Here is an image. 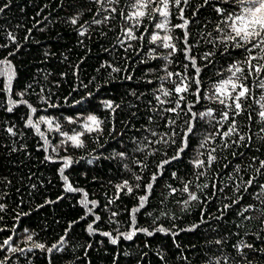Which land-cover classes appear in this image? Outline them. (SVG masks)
Masks as SVG:
<instances>
[{
    "label": "trees",
    "instance_id": "trees-1",
    "mask_svg": "<svg viewBox=\"0 0 264 264\" xmlns=\"http://www.w3.org/2000/svg\"><path fill=\"white\" fill-rule=\"evenodd\" d=\"M202 2L203 0H191L186 15L191 16V12ZM131 3L132 0H119L117 5L106 4L105 7H116L117 13L114 18L97 25L93 23V17L101 19L108 13L96 15L98 5L93 0H0V7L8 5L0 13V45H7L0 47V60L7 58L16 72L12 83V99L19 100L17 93L25 92L23 99L38 110L33 119L39 116L54 118L60 123L61 132L69 135L73 134V130L83 131L81 125L89 114H95L104 121L103 133H86L82 137L85 142L83 148L72 147L70 143L62 144L65 138L60 133L49 132L47 126L41 124L51 145L58 146L59 155L49 148L47 154L57 161L50 163L44 159L46 153L42 150L43 142L40 137L33 129L25 127L29 115L27 106L20 104L13 112H7L8 96L5 91L0 90V205H4V209L0 211V261L3 264H209L213 261L214 264V258L227 256L229 264H247L233 247L242 239L259 249H244L248 260L253 264H264V224L257 218L264 211V197L254 198L255 193L264 191L260 188L264 184V169L260 173L256 171L259 161L264 160V131H261L264 125L253 121L249 130L245 126L248 124L247 112L237 117V120L244 122L241 131L252 137L248 146H244L248 143L246 139L240 146L232 144L231 147L224 148L217 136L214 143L201 149L198 145L202 136L194 135L190 137L182 159L167 165L164 174L156 181L150 203L137 214V226L150 231L163 226L172 232H179L175 237L159 232L152 237L138 233L132 241L121 238L117 245H112L106 237L89 235L86 231L88 224L94 220V215L87 214V210L82 207V193L64 190L65 184L58 169L62 166L61 157H70L73 163L65 170L64 175L73 187L86 191L90 201L98 202L94 214L99 215L101 220L94 227L101 232L112 231L116 236L118 232L113 230L117 227L119 232L129 230V211L138 205V198L145 194L144 185L156 171V164L174 154L176 145H150L146 152H151L153 148L161 150L152 156H146V152L133 151L136 147L133 138L141 144L145 143V136L152 140L159 138L151 136L149 131H145L146 128L161 134L170 132V128L165 127L160 112L153 113L151 110L163 107L154 98L159 93H154L153 90L161 84L158 77L166 75L161 69L167 63L163 57L170 50L149 44L147 38L143 42L131 41L133 47H128L129 42L122 28L134 22H126L119 12L122 10L127 14L132 10ZM76 16H79V22L72 25L70 20ZM219 19L214 10L206 6L197 13L196 20L189 28L193 34L191 42L200 41L193 48L192 55L196 56L198 65L203 68L202 91H208L214 82L227 78L230 75L225 71L228 65L233 60L242 59L239 50L226 49L219 42L215 46L205 43V40L219 35L215 31ZM171 22L181 23L175 15ZM153 24L154 21L149 23L145 20L136 35L144 33L143 25H147L148 33H151L154 31ZM81 25L87 29L84 36H80L77 31ZM201 32H211L212 36L205 35L204 39H200ZM9 33L15 37V42L8 38ZM148 33H144L146 37ZM172 35L183 38V32L179 29ZM122 40L125 41L123 45ZM178 47L183 45L178 44ZM125 48L128 50L125 51ZM153 48L156 49L155 52H150ZM206 51L215 52L209 58L210 63L201 59ZM150 56L159 58L150 59ZM170 59L175 62L169 66V71L184 72L183 64L187 61L184 60L183 53H177ZM142 60L146 62L142 63ZM206 63L208 66L203 67ZM102 64L105 67H101ZM107 64L118 67L121 71L112 72ZM218 71L223 72V75H217ZM129 75L131 80L127 79ZM188 75H194L190 65ZM148 80L153 83H147ZM247 83L252 85V79ZM4 85L5 78L0 77V89ZM28 85L32 87L29 88ZM172 86L165 82V87ZM41 88L44 89L43 93ZM41 95L50 97V103L58 106L48 107L41 101ZM258 96L257 92V99ZM188 100L194 101V97L189 95ZM102 101H112L120 107L115 113H111L104 108ZM247 103L252 105L248 111L255 117L258 104L252 100ZM221 107L218 103L205 100L193 110L203 112L212 108L217 110L218 116ZM78 116L80 119L76 124H69L65 119H75ZM149 116L154 117L151 124L148 122ZM187 119L188 116H183L179 123L182 124ZM13 126L17 132L15 137L5 131V128ZM226 127L227 125L221 131ZM196 129L205 134L215 131L203 120L196 122ZM176 139L178 145L179 137ZM212 147L217 149L213 153L217 160L211 168L206 169L205 175L197 178L196 173L201 169H195L192 161L198 151L205 153L200 158L207 161L208 149ZM165 151L167 157L163 154ZM117 152H126L128 158H112ZM233 152L236 153L235 156ZM253 157L259 159L253 163ZM134 160L146 164L147 168L141 170ZM124 164L129 168L125 169ZM237 165L239 172H236ZM172 172L177 173V178L172 177ZM136 175H140L142 179L137 181ZM250 177L256 179L253 186L245 192L242 181H247ZM124 180H128L133 186L139 183L141 187H134L130 195L119 193V198L109 204L108 201L117 196L116 185ZM187 181H191L190 191L195 192L202 203L192 202L188 211H181V206L176 201L187 199V194L177 191L175 195H169L167 185L182 189ZM204 184L208 187L203 188ZM213 184L216 185L215 189ZM237 184L241 185L239 191L236 189ZM238 197L243 199L233 204ZM162 200L164 204H161ZM226 204L231 205L227 210L224 209ZM250 204L254 208L244 213V216H251L253 219L245 220L237 213ZM161 208L169 211V215L161 216ZM112 212L118 213L113 219L119 221V225L109 222ZM149 212L152 215H147ZM202 213L204 222L201 220ZM154 216H159L156 223H153ZM173 216L176 218L173 219ZM193 225L199 227L195 231H181ZM66 233L67 243L63 251L48 253L33 247L34 243H44L46 247H51ZM29 235L33 237L32 241L27 240ZM8 238H11L9 245H3V241ZM217 239L222 243L217 245ZM10 248H16L17 251L12 252ZM29 248L32 251H28Z\"/></svg>",
    "mask_w": 264,
    "mask_h": 264
},
{
    "label": "snow or ice",
    "instance_id": "snow-or-ice-1",
    "mask_svg": "<svg viewBox=\"0 0 264 264\" xmlns=\"http://www.w3.org/2000/svg\"><path fill=\"white\" fill-rule=\"evenodd\" d=\"M95 4L98 5L96 15H100L101 12H106L108 15L102 16L101 19H96L93 17L94 24H102L110 19L114 18V15L117 13L116 7H105V5H117L119 4V0H93ZM191 5V0H132L130 5L131 11L125 14L122 10L119 12V15L125 19V21L134 22L128 27L122 28V32L124 36L127 38L128 47H133L130 43L131 41H145L147 38V42L149 44L157 45V47H162L165 50H170L167 52V55L163 58L166 60V64L162 67V71L166 73L165 76L158 77L161 81V84L158 88L154 89V93L158 92L159 95H154L155 100L159 103V105L163 106L159 109L152 108L153 113L157 111L161 114V119L165 121V127L170 128L169 133H157L154 130L146 128L145 131H149L151 136L159 137L156 140L149 139L148 136L143 138L145 143H137L135 138H133V143L136 144V147L133 149L134 152H146V149L150 145L163 144L166 147L170 145H176L174 154L170 157H167V152L165 151L163 154L167 157L159 161L156 164V171L152 173L150 180L144 185L145 194L140 196L139 203L137 206L133 207L129 211L130 218V226L127 232H119V229H114L113 231L118 232V235L114 236L112 231L101 232L98 228H95L94 225L101 220L99 215L94 214V209L98 206L97 201H90L88 199V193L82 189H77L73 187V185L69 182L68 177L64 175V172L67 168L71 166L73 163L70 157H61L62 166L58 169L60 176L62 177L65 184V191L69 193L80 192L82 193V199L80 201L82 207L87 210V214L94 215V220L88 224L86 231L89 235H101L106 237L110 244L117 245L121 238L127 241H132L134 237L138 233H143L148 237H152L156 234V232L162 233L164 235H172L175 237L179 235V232H172L171 229H166L163 226H159L156 229L150 231L147 228L138 227L137 226V214L141 213V210L146 209L147 205L150 203V196L152 195L154 185L160 176L164 174L166 170V166L170 165L174 161H179L182 159V154L186 151L189 146V139L194 135H201L202 139L199 141L198 147L201 149L207 148V145L215 142V138L220 137L222 146L224 148L231 147L232 144L240 146L242 142L246 144L244 146H248L251 143L252 137L246 136L245 133L241 131V125L244 123L243 121H238L237 117L243 116L246 112L248 124L246 127L251 130V126L253 121L264 125V0H203V2L195 7V9L191 12V16L186 15V9ZM219 5H225L219 6ZM8 5L5 4L4 7H0V13H3L5 8ZM210 7L214 10L215 14L220 18L216 23L215 31L219 34L217 37L212 38L211 40H205V43H212L213 46L217 42L225 45V48H231L233 51L239 50L242 59L233 60L228 67L225 69L230 75L222 79L220 81L214 82L212 88L208 91H202V76L201 73L203 68L198 65L197 58L195 55H192L193 48L197 47L200 43L199 40H196L195 43L191 42L193 34L189 31L190 25L196 20L197 13L200 12L202 8ZM174 10H176L174 12ZM91 11V9H89ZM175 15V18L180 20L181 23L173 24L171 22V18ZM147 20L149 23L153 24L154 31L148 33L147 25L144 26V33H148L147 37L144 33L137 36L136 32L140 30L143 22ZM79 22V16L73 17L70 20L72 25H77ZM199 23V21H196ZM181 30L183 32V38L181 39L179 36H174L172 33L175 30ZM80 36H84L87 32V29L84 25L80 26V29L77 30ZM165 33L161 35L160 33ZM200 39H204L205 35L211 37L212 33H203L200 34ZM13 42H15V37L9 33L8 36ZM125 41H121L123 45ZM178 44H182L183 47H178ZM7 45H0V47H6ZM128 48H125L127 51ZM156 49H150V52H155ZM177 53H183L184 60L187 63L183 64L184 72H174L169 71L168 68L175 61L170 59V57L176 56ZM9 55H14V53H9ZM215 52L206 51L203 53L201 59L211 62L209 60L210 57L214 56ZM223 55V53H222ZM158 56H150V59H157ZM142 63L146 61H141ZM189 65L194 70V75H188ZM108 68H111L112 72L119 73L121 71L120 68L114 67L111 64L106 65ZM206 63L203 67H207ZM101 67H105V65H101ZM99 71V69H97ZM149 71H154L153 69H149ZM217 75H223V72L218 71ZM16 76V72L14 66L11 61L7 58L4 60H0V77L5 78V85L2 91H5L8 96V107L7 112H13L14 108L18 107L20 104H24L29 109L28 118L25 121V127L33 129L34 133L40 137L42 143V150L46 153L44 159L50 163H56V159L47 154L49 152V148H51L52 152L57 153L56 145H51L50 140L44 130L41 129V124L47 126V130L49 132L56 131L60 133L65 139L62 141V144L70 143L72 147L83 148L85 146V142L82 137L88 133L91 134L93 132L103 133V123L104 121L98 118L95 114H89L84 118V123L81 125L83 131H75L73 130V134L69 135L67 132H61L60 123L56 122L54 118L39 116L36 119H33L35 114L37 113V108L30 104L27 100H24L23 97L25 92H19L17 95L20 97L19 100L12 99V83ZM173 77H177L178 79H173ZM127 79L131 80L132 77L129 75ZM252 79V85H249L247 81ZM165 82L171 83L173 86L171 88L165 87ZM147 83L151 84L153 81L148 80ZM194 86V90H193ZM29 88L32 85H28ZM87 87V85H84ZM44 89L41 88V93H43ZM257 92L259 93L257 99ZM135 95V92L132 93ZM39 95V94H38ZM143 95V93L141 94ZM191 95L194 97V101H189L188 96ZM164 97L165 99H162ZM41 101L48 105V107H56L58 105L50 103V97H45L43 95L40 96ZM212 101L214 103H218L222 107L219 109V115H216L215 109L208 108L203 112H197L193 109L197 104H201L202 101ZM252 100L254 103L258 104V110L255 111V117L252 112H249L248 109L252 107V105L247 102ZM77 103H81V101H77ZM103 106L106 110H109L111 113H115L116 109L120 107L119 104H114L112 101H102ZM171 105V106H168ZM46 111V109H45ZM170 114V115H164ZM183 116H188L189 119L184 120L183 123H179ZM69 124H76L80 117L65 118ZM154 117L149 116L148 122L151 124L153 122ZM203 120L212 126L215 131L212 133H199L196 129V122ZM226 129L221 131V129ZM179 129V131H177ZM5 131L8 135L15 137L17 136V132L13 127L5 128ZM261 131H264V127L261 128ZM177 137H179L180 143L177 145ZM236 137V139H232ZM15 151V149H13ZM216 147H212L208 149L207 152V161L201 159L200 157L204 156V152H197L196 158L192 161L193 167L195 169H201L200 172L196 173L197 178L199 176L206 174V169L211 168L212 165L217 160V157L213 155L216 152ZM161 151L159 148H153L151 152H146V156L155 155L156 152ZM236 153L233 152V156ZM241 155H243L241 153ZM112 158H119L120 160H125L128 158L126 152H117L114 154ZM259 159L258 157H253V163ZM134 163L137 164L141 170L147 168V165L141 163L139 160H134ZM91 163V161H89ZM125 169H128L129 166L127 164L123 165ZM251 166V165H249ZM264 169V160L259 161V167L256 169L257 173H260V170ZM130 170V169H129ZM239 165L236 167V172H239ZM172 177L177 178V173L172 172ZM231 178V177H230ZM135 179L140 181L142 177L140 175H136ZM256 177H250L247 181H242L244 185V191L247 192L248 188L253 186ZM191 181L184 182V186L182 189H176L172 187V185H167L169 191V195H175L177 191H182L187 194V199L177 200L176 202L180 204L181 211H188L192 202L202 203L200 197L195 193L190 191L189 185ZM135 188H140L141 185L137 183L135 186L131 185L128 180H124L121 184L116 185L117 188V196L114 199H110L108 201L109 204L115 202V199L119 198V193L124 192L125 194H132ZM208 185L204 184L203 188H207ZM212 187L215 189L216 185L213 184ZM241 185L237 184L236 189L239 191ZM260 188L264 190V184L260 185ZM221 191L223 189H220ZM264 197V191L258 192L254 194V198L260 199ZM62 199V197H61ZM167 197H165V200ZM243 199V197H238L233 201V204L239 203V201ZM161 204H164V200L161 201ZM91 205V207H89ZM231 205H224V209L227 210ZM253 205H247L242 208L237 214L243 216L245 220L253 219L251 216H244V213L250 212L253 210ZM4 209V205H0V211ZM118 215L117 212H112L109 218L110 223H115L119 225V221L113 219ZM147 215H152L151 212L147 213ZM161 216H168L169 211L165 209H160ZM264 211H261L260 217L261 223L264 224ZM85 217H82L84 219ZM175 219L176 217H172ZM159 219V216L153 217V223ZM202 222L203 213L201 216ZM71 227V225L69 226ZM199 227V225H193L188 229H181V231H195V229ZM264 230V229H262ZM2 231V229H0ZM27 231V230H25ZM66 235L61 237L57 243H54L51 247H46L44 243H34L33 247L36 249H40L42 251H47L48 253H52L55 251H63V247L66 245ZM11 238L5 239L3 241V245H9ZM33 237L29 235L27 237L28 241H32ZM101 243H103L101 241ZM217 245L221 244L222 241L217 239L215 241ZM91 247V245H89ZM233 247L236 249L237 253L243 257L244 260L247 261V264H253L251 260H248L247 254L244 252V249H251L255 251H259V249H255L254 246L250 243L243 241L242 239L238 244H234ZM2 250V248H0ZM10 251L16 252V248H10ZM23 251V249H20ZM28 251H32V248H29ZM127 254V253H126ZM0 264H3V261H0ZM209 264H213V261H210ZM214 264H229V259L227 256H221L214 258Z\"/></svg>",
    "mask_w": 264,
    "mask_h": 264
}]
</instances>
